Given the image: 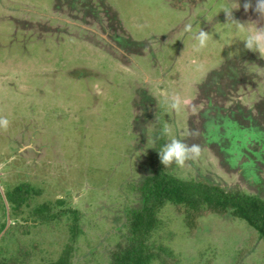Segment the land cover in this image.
Masks as SVG:
<instances>
[{
	"label": "rangeland",
	"instance_id": "1",
	"mask_svg": "<svg viewBox=\"0 0 264 264\" xmlns=\"http://www.w3.org/2000/svg\"><path fill=\"white\" fill-rule=\"evenodd\" d=\"M236 2L234 20L264 28L256 0ZM225 5L235 7L232 0H0L6 258L22 245L33 264L47 263L71 244L72 264H109L130 212L142 206L135 187L172 139L200 153L166 173L264 197V54L244 48L247 32L226 23ZM201 29L209 40L197 51ZM21 185L29 197L10 217L8 196ZM43 203L71 213L51 225L28 221ZM186 214L171 205L159 213L150 244L160 258L152 264H264V244L244 221L213 214L187 225Z\"/></svg>",
	"mask_w": 264,
	"mask_h": 264
},
{
	"label": "trees",
	"instance_id": "2",
	"mask_svg": "<svg viewBox=\"0 0 264 264\" xmlns=\"http://www.w3.org/2000/svg\"><path fill=\"white\" fill-rule=\"evenodd\" d=\"M159 151V150H158ZM157 151V152H158ZM155 154L154 168L145 179L135 187L141 199V207L130 212L127 224V234L123 236L110 252L109 264H152L160 258V254L152 248L150 240L153 232L158 228L159 213L166 206L184 208L186 215L185 224L193 225L201 216L229 215L244 221L264 244V197L251 196L236 189L207 184L203 182L184 181L164 171L160 163L158 153ZM30 194V193H29ZM26 186H17L8 196L11 205V216L29 197ZM2 202V201H1ZM62 205V201H57ZM4 205V204H3ZM56 206L43 203L33 209L31 218L37 224L51 225L53 221L60 220L67 212H59ZM65 213V214H64ZM74 216H76L73 213ZM78 218H76L77 220ZM75 220V222H76ZM27 221V222H28ZM74 224V223H73ZM29 227L25 225L24 228ZM6 223L0 226L3 232ZM72 232V241L78 234V228L73 225L69 229ZM9 230L4 239L10 235ZM26 231L25 234H28ZM71 244L54 261L40 264H72ZM16 255L5 257L0 247V264H33L30 251L21 245Z\"/></svg>",
	"mask_w": 264,
	"mask_h": 264
},
{
	"label": "clouds",
	"instance_id": "3",
	"mask_svg": "<svg viewBox=\"0 0 264 264\" xmlns=\"http://www.w3.org/2000/svg\"><path fill=\"white\" fill-rule=\"evenodd\" d=\"M235 3V7H230L225 5L221 12L225 14L227 19L226 23H230L235 30H244L247 32L246 39L243 41L244 48L248 51L255 52L260 54H264V28L248 29V24H242L233 19V11L238 10L240 5L236 0H232ZM252 5L250 3L244 4V9L247 11L251 8ZM254 11L264 19V0H256ZM192 25L189 24L186 26V31H191ZM198 41V45L196 46V50L207 46L209 40V33L203 31L202 29L199 31L196 36ZM179 98L176 97L172 104L173 108L178 107ZM9 121L5 118H0V127H7ZM159 156L160 163L163 165L165 169L170 168L174 165L180 166L184 165L186 161L190 159H196L199 156L200 148L198 145H188L178 139H172L169 142L165 143L161 149L157 152Z\"/></svg>",
	"mask_w": 264,
	"mask_h": 264
},
{
	"label": "water",
	"instance_id": "4",
	"mask_svg": "<svg viewBox=\"0 0 264 264\" xmlns=\"http://www.w3.org/2000/svg\"><path fill=\"white\" fill-rule=\"evenodd\" d=\"M5 203H6V200H5ZM8 217H9V215H8ZM6 226L8 227V224H7ZM7 227H6V228H7ZM6 228H5V229H6Z\"/></svg>",
	"mask_w": 264,
	"mask_h": 264
}]
</instances>
